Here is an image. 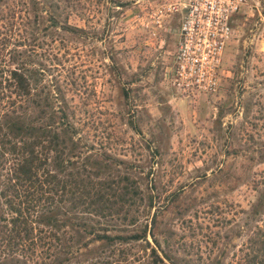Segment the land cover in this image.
Returning <instances> with one entry per match:
<instances>
[{
	"label": "rangeland",
	"instance_id": "1",
	"mask_svg": "<svg viewBox=\"0 0 264 264\" xmlns=\"http://www.w3.org/2000/svg\"><path fill=\"white\" fill-rule=\"evenodd\" d=\"M165 1L82 0L83 18L74 12L68 21L84 28L87 38H69L63 44L30 42L24 18L6 29L11 28L13 39L32 61L47 66L50 77L67 90L85 143L132 164L144 190L154 185L166 194L183 188L179 205L188 212L180 217L171 208L160 218V230L174 231L168 245L180 264H185L181 259L206 264L222 254L224 233L237 227L245 234L239 212L254 201L251 180L264 169L243 156L226 155L230 143L242 145L249 133L264 142V0H250L233 19L218 92L191 98L178 97L165 80L175 33L153 37L134 21L139 11ZM107 55H112L115 70ZM234 72L241 79L233 83L236 113L220 119L218 106L229 101L224 92ZM123 88L130 90L129 101ZM256 119L260 121L254 128ZM132 120L141 135L130 126ZM241 122L244 128L234 129L232 142L225 129ZM246 237L226 244L225 264H252L255 246Z\"/></svg>",
	"mask_w": 264,
	"mask_h": 264
},
{
	"label": "trees",
	"instance_id": "2",
	"mask_svg": "<svg viewBox=\"0 0 264 264\" xmlns=\"http://www.w3.org/2000/svg\"><path fill=\"white\" fill-rule=\"evenodd\" d=\"M81 3L0 0V264H180L168 245L175 233L160 230V218L171 208L185 216L188 207L179 205L183 188L166 194L154 185L144 190L132 164L85 143L67 90L13 39L11 28L20 18L27 20L32 43L86 39L87 31L68 21L74 12L83 18ZM107 57L115 70L112 55ZM238 75L233 73L224 92L229 101L218 106L220 119L236 113L231 99ZM122 94L129 101L130 90ZM129 124L141 135L134 120ZM243 128L242 122L231 123L225 132L233 142L234 129ZM259 140L249 133L242 145L230 143L226 155L264 165ZM258 176L250 185L254 201L239 212L245 234L237 227L224 233L222 254L206 264H225L226 244L243 236L255 246L250 262L264 263V169Z\"/></svg>",
	"mask_w": 264,
	"mask_h": 264
},
{
	"label": "built area",
	"instance_id": "3",
	"mask_svg": "<svg viewBox=\"0 0 264 264\" xmlns=\"http://www.w3.org/2000/svg\"><path fill=\"white\" fill-rule=\"evenodd\" d=\"M250 0H168L134 15L153 37L175 33L177 42L165 80L182 98L216 94L232 23Z\"/></svg>",
	"mask_w": 264,
	"mask_h": 264
}]
</instances>
